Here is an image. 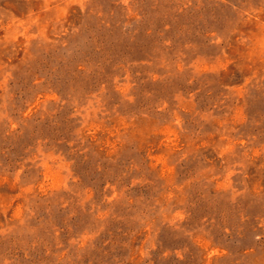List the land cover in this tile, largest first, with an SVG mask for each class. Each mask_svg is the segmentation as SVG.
Wrapping results in <instances>:
<instances>
[{"label": "rangeland", "instance_id": "obj_1", "mask_svg": "<svg viewBox=\"0 0 264 264\" xmlns=\"http://www.w3.org/2000/svg\"><path fill=\"white\" fill-rule=\"evenodd\" d=\"M0 264H264V0H0Z\"/></svg>", "mask_w": 264, "mask_h": 264}]
</instances>
